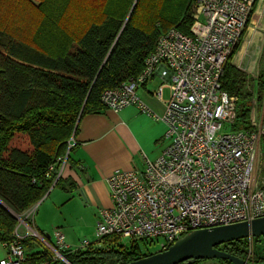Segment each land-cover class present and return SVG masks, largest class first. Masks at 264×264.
Here are the masks:
<instances>
[{"label":"trees","instance_id":"obj_1","mask_svg":"<svg viewBox=\"0 0 264 264\" xmlns=\"http://www.w3.org/2000/svg\"><path fill=\"white\" fill-rule=\"evenodd\" d=\"M1 3L0 17L9 13L14 25L0 27V243L9 244L19 224L16 215L22 216L54 187L75 190L70 179L48 178L47 173L68 153V163L74 161L71 155L78 147L81 121L106 111L100 100L103 92L140 74L160 36L171 29L190 34L194 20L189 0H7L11 13ZM12 3L23 17L12 13ZM231 60L221 84L237 98L233 129L254 130L253 79ZM263 98L264 74L258 102ZM21 135L28 139L30 150L14 146ZM251 241L254 263H264V236L217 248L247 260ZM35 243L32 235L24 238L26 250ZM50 252L46 247L30 254L23 264H54ZM62 255L71 264H125L152 254L143 253L135 242L126 249L107 246ZM208 262L230 264L221 259L193 264Z\"/></svg>","mask_w":264,"mask_h":264},{"label":"built area","instance_id":"obj_2","mask_svg":"<svg viewBox=\"0 0 264 264\" xmlns=\"http://www.w3.org/2000/svg\"><path fill=\"white\" fill-rule=\"evenodd\" d=\"M196 12L190 34L171 29L158 39L143 71L101 95L106 110L119 113L136 106L152 115L137 90L155 76L161 84L154 93L162 99L170 90L162 121L167 147L155 161L143 156L142 169L116 170L107 178L112 207L99 213L96 241L76 248L60 232L40 237L55 255L122 245L124 238L160 245L169 250L178 240L198 230L264 218V184L256 173L264 166V108L258 115L257 96L251 109L254 130H234L237 98L222 89L221 77L235 56L258 0H194ZM155 115V114H154ZM68 155L50 166L47 177H62ZM0 264H23L24 237L5 244ZM130 245V246H131ZM55 258V256H54ZM253 256L247 261L254 263Z\"/></svg>","mask_w":264,"mask_h":264},{"label":"crops","instance_id":"obj_3","mask_svg":"<svg viewBox=\"0 0 264 264\" xmlns=\"http://www.w3.org/2000/svg\"><path fill=\"white\" fill-rule=\"evenodd\" d=\"M155 76L146 85L137 90V96L152 111V115L141 112L136 106L121 111V115H112L115 112L106 110L99 114L86 116L80 124V131L76 142L78 147L73 154L72 163L68 164L62 177L70 179L75 184L79 198L86 204H92L90 209L100 213L103 209L112 207L107 178L116 170L142 169L145 164L143 156L150 161L158 159L167 147L165 133L167 126L162 121L165 114L168 98L155 96L156 90L151 91L149 86L156 83ZM120 114V112H119ZM155 114V115H154ZM42 200L36 204L38 206ZM66 202V201H65ZM99 219L97 220V222ZM97 222L95 227L97 226ZM24 238L31 232H37L25 224ZM63 231L56 227L52 234L43 237L53 240L54 233ZM17 233L20 235L18 227ZM65 236V235H64ZM67 242V238L65 236ZM70 248H76L69 242ZM39 245V244H36ZM37 249V248H36ZM39 253L40 251H38ZM27 252V259L30 255ZM7 257L5 243H0V261Z\"/></svg>","mask_w":264,"mask_h":264},{"label":"rangeland","instance_id":"obj_4","mask_svg":"<svg viewBox=\"0 0 264 264\" xmlns=\"http://www.w3.org/2000/svg\"><path fill=\"white\" fill-rule=\"evenodd\" d=\"M2 1V8L5 10L9 8L8 11L11 13V5L7 4V0ZM189 1V5L191 7L189 10L193 16V14L196 12V4L194 0ZM26 2H28V0H26ZM150 3L151 2H147V6ZM175 4H179V2ZM159 5L160 3L158 2L157 6ZM15 6L16 5L12 3V13L14 14H16L14 11ZM7 14L9 13H6L5 16L0 17V27L8 28L10 26H14ZM17 14L23 17L22 12H18ZM254 19H257V25L252 26ZM252 27H254V31H252ZM242 48V54L238 55ZM241 56H243L244 59L241 65H239ZM231 65L239 70L244 71L253 79L252 90L253 94L257 96L258 102L260 76L264 74V0H258L254 14L245 31L242 44L236 51L235 56L232 58ZM161 84H164L162 80L157 79L156 83H153L149 86V89L151 91L157 90ZM168 96L169 90L165 89L164 97L168 98ZM262 100L263 101H260L259 99L257 106L258 115L260 118L262 117L264 108V98ZM112 115L119 116L121 115V112L120 114L113 113ZM70 144L71 146L75 144L74 139L70 141ZM14 146L25 150L31 149L28 139L22 135L15 139ZM74 152L75 151L72 152L71 158L73 157ZM256 178L258 185L264 184V166H260L258 168ZM91 205L92 204H86L84 200L80 199L78 192L66 189L64 186H59L52 188L50 193L43 198L42 202L38 206L33 205L22 216H18L16 214L14 215H16L18 219V230L20 235H22L25 231V224L30 226L42 236L52 234L56 227H60L67 238V242L77 245V243H81L84 240H88L90 242L96 241L97 228L95 227V224L100 216L98 213L88 208ZM37 233L31 232L30 236H34L38 243L39 241L42 243ZM16 234L18 233L16 232ZM53 241H55L54 237ZM131 244L132 240L129 238H124L122 240V245L124 246H130ZM138 245L140 246L141 251L147 254H155L160 250V245L156 242L148 241L142 243V241H139ZM253 245L254 244L251 241L247 257L249 255L253 257L255 256V247ZM36 248L39 249L38 251H44L46 247L42 245H36L35 243L33 246H30L27 249L28 253H37ZM50 251V254L55 256V258H53L54 264L70 263L67 259H63L62 257L55 255L52 250ZM207 264H214V262H208Z\"/></svg>","mask_w":264,"mask_h":264},{"label":"water","instance_id":"obj_5","mask_svg":"<svg viewBox=\"0 0 264 264\" xmlns=\"http://www.w3.org/2000/svg\"><path fill=\"white\" fill-rule=\"evenodd\" d=\"M261 236H264V218L198 230L184 236L165 252L155 253L125 264H181L184 262L193 264L195 261L202 259H221L228 261L230 264H256L220 251L217 247L237 240Z\"/></svg>","mask_w":264,"mask_h":264},{"label":"bare ground","instance_id":"obj_6","mask_svg":"<svg viewBox=\"0 0 264 264\" xmlns=\"http://www.w3.org/2000/svg\"><path fill=\"white\" fill-rule=\"evenodd\" d=\"M242 52H243V48L240 50V52H239V54L238 55H241L242 54ZM237 55V56H238ZM256 56H257V54H256ZM243 59H244V57L243 56H241V59H240V63H239V65H241V63L243 62Z\"/></svg>","mask_w":264,"mask_h":264}]
</instances>
